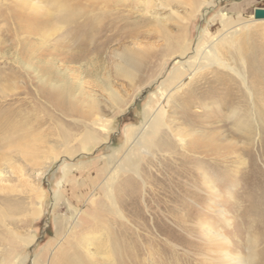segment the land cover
Wrapping results in <instances>:
<instances>
[{
	"label": "rangeland",
	"instance_id": "1",
	"mask_svg": "<svg viewBox=\"0 0 264 264\" xmlns=\"http://www.w3.org/2000/svg\"><path fill=\"white\" fill-rule=\"evenodd\" d=\"M55 1L0 0V264H59L80 233H95L106 247L112 243L107 235L121 231L150 246L144 264H164L170 257L165 264H264V189L252 185L256 179L249 175L233 179L244 139L226 120L225 104L201 98L187 107L196 121L205 118L207 106L225 107L213 125L225 126L213 139L221 150L201 161L211 166L212 159L227 157L228 165L213 171L223 196L212 198L207 222L198 219L201 201L186 200L194 209L195 218L184 220L192 234L179 231L158 207L152 195L157 187L151 186L150 197L143 184L142 216L118 229L121 217L108 210L105 192L110 167L129 163L128 138L158 105L173 74L183 70L182 49L196 61L205 40L249 24L238 42L252 64L258 62L252 69L262 74L264 89V20L255 16L264 10V0H62L69 11L64 24L33 8L39 4L58 15ZM35 20L40 24H32ZM220 93L209 96L218 100ZM178 105L180 99L168 112L184 132ZM250 108L264 126L263 96ZM95 122L104 126L94 127ZM86 130L95 135L83 142ZM139 159L143 166L150 156L141 148ZM248 167L249 161L242 174ZM95 194L97 206L90 202Z\"/></svg>",
	"mask_w": 264,
	"mask_h": 264
},
{
	"label": "bare ground",
	"instance_id": "2",
	"mask_svg": "<svg viewBox=\"0 0 264 264\" xmlns=\"http://www.w3.org/2000/svg\"><path fill=\"white\" fill-rule=\"evenodd\" d=\"M61 2L62 0H56L51 3L58 7L57 10L60 13L58 15H55L45 6H39V4L33 6V8L37 11L45 10L48 20L55 18L59 24H64L69 11ZM47 6H50L49 3ZM255 16L259 19L258 21L264 20V10H258ZM32 24L40 23L35 20ZM249 27V24H241L225 31L217 38L205 40V46L201 47L200 55L196 61L187 59L189 55L186 50L182 49L179 60L181 63L183 60L185 61V64L182 65L183 70L181 73L175 72L173 74L165 89H161L163 92L159 94L160 101L158 105L145 113L143 126L130 137L128 136V144L125 149V155L129 158H127L129 161L127 167L121 163V165L110 167L107 173L105 183L108 185H105L106 200L110 206L108 210H112V213L121 217H119L121 219L120 223H117L118 229H128L129 227L126 224L130 222L127 223V219L142 216V212L138 208L142 184L145 188H149L150 197L152 195L158 197V207L164 209L163 211L168 219H173L179 231H187L192 234L191 230L185 226L184 220L195 218L193 216L194 209L188 205L189 203L186 200H192L193 203L200 200L201 211H198V219H206V222L209 219V215L212 214L210 211L212 198L215 194L220 198L223 196L222 193H219L220 190L218 191L217 180L213 177V171L220 166L227 167L228 165L225 163L227 157H224V160L221 161L212 159L213 165L211 166H206L201 160L206 157L218 156L221 150V147L213 139L214 136H216V139L218 138L219 133L225 126L213 125L221 120V113L225 107H220V105H216L217 107L207 106L208 109L205 108L207 110L205 118L196 121L194 114L187 107L201 98L213 102V104L218 102L225 104L228 108L226 109L228 110L226 120L230 119L233 122L232 126L235 127L236 134L244 139L243 145H240L241 147L238 149L239 154L236 153L235 165L232 168V171L238 176H234L233 179L237 180V183L249 175L247 178L254 177V180L256 179L252 185L264 189V185L260 184L262 167L259 166V164L264 166V126L257 124V116H253V108H250V106H254L258 96L261 95L264 98V89L259 87L263 81V76L259 74V71L256 72L252 69L253 64L258 65V62L254 61L252 64V60H254L251 57L252 55L248 56L244 53L246 47L244 48L238 42V36H245L244 33H249ZM262 52L264 53V50ZM235 81L241 82V85L236 87L233 83ZM220 90L222 97L218 100H213L214 98L209 96V94L217 93ZM234 95L241 100L234 102ZM176 99H180V105L177 106L179 109H177L182 114L181 123L186 126L187 138L181 134L183 129H179V126L176 127V121L170 118L172 113L168 112L171 104ZM230 103L231 105H229ZM98 126H104V123L99 125L95 122L94 127ZM206 126L211 128L212 132H209V134L204 130L207 128ZM199 129H203V131H199ZM185 131L183 133H186ZM94 135L93 132L87 131L83 137V142L94 139ZM141 148L150 156V159H147L143 166L142 161L140 162L139 159ZM136 150L137 153H135ZM198 155L201 157L199 158ZM243 156L248 157L249 160ZM247 161H249L247 169L250 170L242 174L241 170L246 169ZM124 174H129L131 177L120 181L121 176ZM226 176H228V173L224 172L222 177L225 178ZM152 185L157 187L154 193L151 188ZM163 196L167 199L163 200L161 198ZM98 198L99 195L95 194L90 202L97 206ZM77 210L84 218L87 217V212L84 209ZM162 219L165 223L164 218ZM96 224H98L97 221L94 225ZM203 225L205 226L204 222ZM143 226L146 227L145 224ZM96 227L100 228V226ZM121 233L122 231L118 234L109 233L107 236L112 237V243L110 246L105 247L103 238H98L95 233L82 232L80 233V239L76 240L74 238L76 246L72 249V253L70 251L65 252L61 256L59 264H144L150 246L148 247L147 244L142 242H136L132 234H127L128 236L122 234L123 237L120 235ZM172 241L175 242L173 239ZM122 242H128V244L121 246L120 243ZM25 243L31 245L33 242L26 241ZM170 258L163 259V263L165 264Z\"/></svg>",
	"mask_w": 264,
	"mask_h": 264
}]
</instances>
